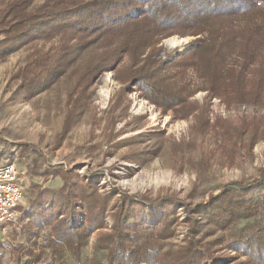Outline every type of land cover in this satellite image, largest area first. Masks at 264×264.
Masks as SVG:
<instances>
[{"label": "rangeland", "instance_id": "rangeland-1", "mask_svg": "<svg viewBox=\"0 0 264 264\" xmlns=\"http://www.w3.org/2000/svg\"><path fill=\"white\" fill-rule=\"evenodd\" d=\"M45 2L0 0V166L25 193L0 264H107L118 232L159 263L264 264V97L208 98L189 66L201 36L148 42L109 70L102 34L62 53L59 30L24 33ZM154 62L159 76L141 78Z\"/></svg>", "mask_w": 264, "mask_h": 264}, {"label": "trees", "instance_id": "trees-1", "mask_svg": "<svg viewBox=\"0 0 264 264\" xmlns=\"http://www.w3.org/2000/svg\"><path fill=\"white\" fill-rule=\"evenodd\" d=\"M256 13L264 17V0H46L34 15L24 16L23 26L26 36L35 30H59L62 39L58 50L62 53L81 48L90 34H102L106 56L98 66L105 70L115 67L118 56L128 55L134 62L148 42L155 45L174 34L201 36L189 56V66L203 81L201 90L208 98L259 104L264 97V18L261 23L235 25V20ZM46 64L41 61L37 65L49 68ZM163 66L154 62L150 71L142 65L137 72L143 79H156ZM55 67L61 68V62H55ZM255 192V196L260 193ZM118 236L119 232L114 236L115 246L107 264L179 262L172 255L159 263L143 256L139 248L128 251L119 244Z\"/></svg>", "mask_w": 264, "mask_h": 264}, {"label": "built area", "instance_id": "built-area-1", "mask_svg": "<svg viewBox=\"0 0 264 264\" xmlns=\"http://www.w3.org/2000/svg\"><path fill=\"white\" fill-rule=\"evenodd\" d=\"M24 197V186L15 164L0 166V227L16 222Z\"/></svg>", "mask_w": 264, "mask_h": 264}, {"label": "crops", "instance_id": "crops-1", "mask_svg": "<svg viewBox=\"0 0 264 264\" xmlns=\"http://www.w3.org/2000/svg\"><path fill=\"white\" fill-rule=\"evenodd\" d=\"M21 182H22V180H21ZM23 184V183H22ZM24 207H25V203L23 202L22 203V205L19 207V212H20V214L22 213L21 211L24 209Z\"/></svg>", "mask_w": 264, "mask_h": 264}]
</instances>
